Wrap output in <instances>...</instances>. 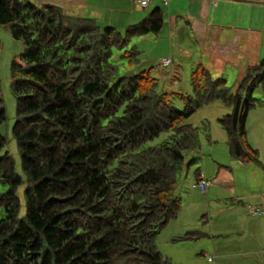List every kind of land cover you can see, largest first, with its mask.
I'll use <instances>...</instances> for the list:
<instances>
[{
    "label": "trees",
    "instance_id": "1",
    "mask_svg": "<svg viewBox=\"0 0 264 264\" xmlns=\"http://www.w3.org/2000/svg\"><path fill=\"white\" fill-rule=\"evenodd\" d=\"M164 24L160 6L119 31L58 3L0 0V25L24 47L10 65L22 175L0 132V264H175L156 240L178 216L182 175L199 161L187 157L200 146L188 118L214 100L233 107L219 118L229 155L259 161L246 121L264 93V58L245 67L235 92L203 63L190 72L191 93L177 97L153 67L119 75L114 52L137 62L133 39ZM6 120L0 89V130Z\"/></svg>",
    "mask_w": 264,
    "mask_h": 264
},
{
    "label": "crops",
    "instance_id": "2",
    "mask_svg": "<svg viewBox=\"0 0 264 264\" xmlns=\"http://www.w3.org/2000/svg\"><path fill=\"white\" fill-rule=\"evenodd\" d=\"M33 1L58 3L69 12L100 20L97 22L101 26H113L119 31L139 22L148 13L143 8L137 10V0ZM260 2L263 0H170L165 16L169 18L170 29L176 26V36L170 35L171 48L173 42L178 48L172 52L174 58L182 59L181 49L189 42L195 51L201 49L199 59L210 70L212 66L219 67L220 58L246 59L249 35L253 44H260V7H264ZM124 22L126 26L122 27ZM141 39L142 46L150 41L149 35ZM212 149L213 164L207 174L201 171V176L213 184L205 192L195 187L193 179L185 181L183 189L180 187L181 208L177 218L167 225L168 237L164 239L170 249L162 254L175 264H264V190L253 180L259 174L251 164L232 158L226 146L220 151L217 146ZM255 163L259 164L254 166L262 171L260 176L264 179V160ZM230 166L233 169L230 170ZM208 173L212 177H208ZM250 173H253L252 178ZM222 188L230 195L228 203L216 197ZM255 207L261 208L263 213H250ZM193 231L202 233L193 240L195 242L181 238Z\"/></svg>",
    "mask_w": 264,
    "mask_h": 264
},
{
    "label": "rangeland",
    "instance_id": "3",
    "mask_svg": "<svg viewBox=\"0 0 264 264\" xmlns=\"http://www.w3.org/2000/svg\"><path fill=\"white\" fill-rule=\"evenodd\" d=\"M158 5L164 10L167 7L160 0H151V3L146 8L149 12L153 7V5ZM137 5V4H136ZM264 6L263 2H260V6ZM141 8L139 5L137 6V10ZM264 7H260V44H253L251 39V34L249 35V46L248 54L246 59L235 60L220 58L219 67L210 66L213 71V77H223L226 79L228 86L231 88L232 92H235L237 86L241 82L244 76L245 67L253 62H257L264 58ZM165 24L160 33L156 35H149L150 41L143 44H140L141 38H134L131 44H137L142 49V54L138 57V61L134 63H129L126 59L120 57L121 51H115L112 57V61L118 65L119 75L128 76L139 73L143 70L149 69L153 67L152 73L159 79L160 87H162L165 91L172 94L173 97H177L179 93H191L190 86V72L195 67L197 63H203L199 57L202 56L201 49L195 51L192 48L193 44L190 45L189 42L184 46L186 48L181 49L182 51V59L174 58V54L172 52L177 51V43L173 42V47L171 48V39L170 35L173 37L176 36L175 28H169V18L167 14L165 16ZM100 22V20H97ZM183 23V20H182ZM249 24V23H248ZM101 25V24H100ZM126 26V22H124L123 26ZM124 29V28H121ZM170 29L168 32L167 30ZM191 41L195 43L193 37H191ZM130 44V46H131ZM197 44V42L195 43ZM200 47V46H199ZM24 50L23 44L15 40L10 30L5 25H0V89L1 94L4 100V105L7 114V120L4 126L1 128L0 132L5 134L8 138L6 148L13 156L16 161V168L18 173L22 175L19 154L16 148L15 140L11 136V128L15 121V108H16V99L12 92V79L10 75V65L13 58L20 55ZM168 55L166 58L170 57L172 62L169 64L162 65L161 64V56ZM204 64V63H203ZM205 65V64H204ZM215 67V70L214 68ZM255 97L258 98L257 104L249 111L247 121H246V134L247 141L251 145L253 149H255L258 153V159L260 161L264 160V93L261 90H257L255 92ZM178 101V100H176ZM179 104V102H177ZM233 110L232 105H229L222 100H214L203 107L197 109L189 118L188 123L193 126L198 127L199 133V142L200 146L197 151L190 153L187 157L188 159L192 156H198L199 161L193 165H191L186 172L182 175L180 187L183 189V185L185 181L190 179L195 180V171L199 170L203 173L209 170L210 164H213L211 159L214 152L212 151L213 146H217L219 149L226 146L227 143V134L224 128L219 123V118L223 115L230 113ZM164 135H161L157 139L153 141H149L146 146H153L159 144ZM211 144V145H210ZM228 149V147H227ZM229 154V153H228ZM251 168L256 170L259 175H255V185L257 187H261L264 190V179L260 176L262 171H260L256 166L258 163L251 162ZM259 166V164L257 165ZM233 169L232 166L229 168ZM234 171H236L234 169ZM186 174V176H185ZM207 174V173H206ZM245 176L248 177L247 173H244ZM211 173H208V177H212ZM185 176V177H184ZM253 173H250L249 177L252 178ZM213 183L211 182V185ZM256 187V186H255ZM212 188V187H211ZM6 189V186L0 184V191ZM22 187L19 190L21 192ZM200 191V190H199ZM179 194V191H178ZM207 197V196H203ZM222 202L228 203L230 200V195L228 194L225 188H222L221 191L216 194ZM2 214V210H0V215ZM171 222V221H170ZM169 222V223H170ZM167 227V226H166ZM166 227L158 234L157 236V246L161 253H166L168 249H170V244L164 239L168 237V231H166ZM186 242H195V241H186ZM190 251H187V255H189Z\"/></svg>",
    "mask_w": 264,
    "mask_h": 264
},
{
    "label": "built area",
    "instance_id": "4",
    "mask_svg": "<svg viewBox=\"0 0 264 264\" xmlns=\"http://www.w3.org/2000/svg\"><path fill=\"white\" fill-rule=\"evenodd\" d=\"M163 2V4L166 6L169 4L170 0H161ZM46 3V2H44ZM138 5L143 8L146 9L149 4L151 3V0H137ZM170 58H163L162 59V64H169L170 63ZM210 182L206 181L204 178H201L200 180H198L195 184V187L200 189L201 191L205 192L207 190V188L210 186ZM250 213L254 214V215H258V214H262L263 210L261 208H251L250 209Z\"/></svg>",
    "mask_w": 264,
    "mask_h": 264
}]
</instances>
